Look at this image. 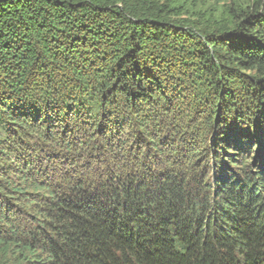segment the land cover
<instances>
[{"label":"trees","instance_id":"obj_1","mask_svg":"<svg viewBox=\"0 0 264 264\" xmlns=\"http://www.w3.org/2000/svg\"><path fill=\"white\" fill-rule=\"evenodd\" d=\"M0 0V264H264V0Z\"/></svg>","mask_w":264,"mask_h":264},{"label":"rangeland","instance_id":"obj_2","mask_svg":"<svg viewBox=\"0 0 264 264\" xmlns=\"http://www.w3.org/2000/svg\"><path fill=\"white\" fill-rule=\"evenodd\" d=\"M246 0H241V2H244ZM181 5H185V7L192 8L195 7V5L198 6L200 9L207 10V12L210 13V11L217 12L218 10H222V4L223 2L221 0H180L178 2Z\"/></svg>","mask_w":264,"mask_h":264}]
</instances>
